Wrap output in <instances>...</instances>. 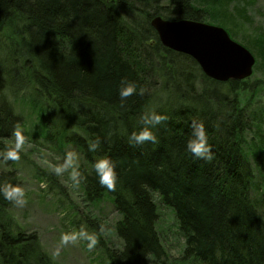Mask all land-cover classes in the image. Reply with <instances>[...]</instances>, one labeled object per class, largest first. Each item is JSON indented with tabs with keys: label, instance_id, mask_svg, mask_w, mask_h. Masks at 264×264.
<instances>
[{
	"label": "trees",
	"instance_id": "1",
	"mask_svg": "<svg viewBox=\"0 0 264 264\" xmlns=\"http://www.w3.org/2000/svg\"><path fill=\"white\" fill-rule=\"evenodd\" d=\"M250 3L0 0V153L22 128L16 101L29 100L41 113L46 141L80 152L84 200L107 197L119 214L113 225L119 243L104 244L107 264L177 263L157 229L159 204L174 215L182 259L264 264V120L241 98L249 80L206 76L191 56L165 47L151 25L154 16L213 18L264 67V31L244 28ZM122 80L137 85L123 106ZM151 111L168 117L152 129L158 142L130 145L141 116ZM192 120L205 125L210 162L186 149ZM96 139L101 147L90 152ZM104 156L116 161L115 191L101 186L94 169ZM0 162L6 166L0 187L20 186L15 161ZM13 204L0 195V264H56L35 232L14 223Z\"/></svg>",
	"mask_w": 264,
	"mask_h": 264
},
{
	"label": "rangeland",
	"instance_id": "2",
	"mask_svg": "<svg viewBox=\"0 0 264 264\" xmlns=\"http://www.w3.org/2000/svg\"><path fill=\"white\" fill-rule=\"evenodd\" d=\"M250 1L247 14L251 19L244 28L247 31L254 29L264 31V0ZM206 18L207 20L203 22L218 25L213 18ZM234 34L237 39L242 37L241 32ZM254 58L252 74L247 77L248 89L241 93V98L248 104L249 110L261 114L260 118L264 120V67L260 66L259 58L256 59L255 56ZM30 104L27 99L24 102L16 101V109L23 120L20 130L25 137V144L23 151L20 152L19 161L14 162V168L19 175L20 186L25 190L27 204L23 207L12 205L10 212L14 223L27 232H35L42 249L56 264H107L104 244L105 247H109V241L119 243L113 233V225L119 214L107 197L94 203L86 202L79 187L70 180L68 172L57 176L51 171L53 166L63 163L67 151L75 150L79 154V162L81 155L72 144L58 147L47 142L43 134H40L41 113ZM252 130L248 131V138L252 137ZM14 141L13 135L8 142L12 145ZM4 167L5 164L0 162V168ZM156 225L168 259L176 260V264H195L189 258H181L184 241L178 231L174 215L168 207L159 204ZM81 226L90 233H96L99 243L89 250L88 242L81 240L61 248L59 256H55L62 233L79 231Z\"/></svg>",
	"mask_w": 264,
	"mask_h": 264
},
{
	"label": "clouds",
	"instance_id": "3",
	"mask_svg": "<svg viewBox=\"0 0 264 264\" xmlns=\"http://www.w3.org/2000/svg\"><path fill=\"white\" fill-rule=\"evenodd\" d=\"M136 91L137 85L134 82L122 80L119 89L121 105L123 106L127 98L134 95ZM143 91V89L140 90L141 94H143ZM140 119L143 127H141L138 132L134 131L130 135L129 144L132 146H139L146 143H157V136L152 129L167 121L168 117L159 114L156 111H151L143 114ZM189 127L191 131L189 139L186 142L187 151L197 159L207 162L212 161L214 154L203 121L192 120ZM13 135L15 137L14 144L8 146L7 151L0 153V157L5 161H19L20 152L24 149L25 137L23 136L22 131L17 129ZM100 147L101 140L96 139L89 143L88 150L90 152H96ZM116 166V161L108 156L101 157L94 163V169L99 177V183L109 191H115L116 189V183L118 180ZM51 171L57 176H62L65 172H68L70 180L77 186L83 179H85L79 168V154L75 150L67 151L63 163L53 166ZM0 195L18 207H23L27 204L25 190L19 185L7 184L0 187ZM101 232H103V229H101ZM81 240L88 242L87 247L89 250H92L99 243V237L96 233H90L84 226H81L79 231L62 233L60 245L56 248L54 255L59 256L61 248L66 247L69 244H76Z\"/></svg>",
	"mask_w": 264,
	"mask_h": 264
},
{
	"label": "water",
	"instance_id": "4",
	"mask_svg": "<svg viewBox=\"0 0 264 264\" xmlns=\"http://www.w3.org/2000/svg\"><path fill=\"white\" fill-rule=\"evenodd\" d=\"M151 25L165 47L191 56L212 79L243 80L252 74L254 55L222 26L190 19L166 20L160 16H154Z\"/></svg>",
	"mask_w": 264,
	"mask_h": 264
}]
</instances>
